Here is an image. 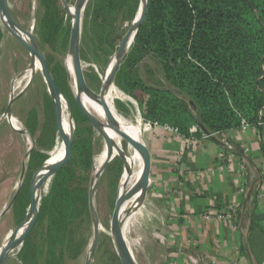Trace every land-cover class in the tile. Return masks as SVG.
<instances>
[{"label":"trees","instance_id":"trees-1","mask_svg":"<svg viewBox=\"0 0 264 264\" xmlns=\"http://www.w3.org/2000/svg\"><path fill=\"white\" fill-rule=\"evenodd\" d=\"M96 1L103 14L118 1L122 6L132 4L133 18L141 4V0ZM38 29L44 44L66 50L71 24H64L56 0H40L35 34ZM146 60L156 62L151 72L159 77V85L145 82L137 73ZM49 69L61 92L73 100L78 125L71 154L52 175L40 203L41 219L52 221L55 239L47 263L58 264L65 231L80 217L81 207L89 213L85 185L93 170V128L66 87V77L62 85L58 72L51 65ZM116 84L137 102L147 122L173 128L185 138L222 136L245 125L262 130L264 0H148L147 14L117 72ZM32 155L40 167L49 158L35 151ZM29 188L26 179L15 204L24 211L30 203Z\"/></svg>","mask_w":264,"mask_h":264},{"label":"rangeland","instance_id":"rangeland-1","mask_svg":"<svg viewBox=\"0 0 264 264\" xmlns=\"http://www.w3.org/2000/svg\"><path fill=\"white\" fill-rule=\"evenodd\" d=\"M77 1L56 0V8L64 24L70 26ZM32 4L33 0H6L10 17L25 30L29 27ZM100 8L96 0H88L83 12L80 43V57L85 81L89 89L98 95V98L103 90V76L123 44L138 14L137 12L133 18L134 8L132 4L131 6H122L119 1L117 5L115 4L114 7L107 10L106 14L101 13ZM101 22H103L102 26L99 25ZM35 37L48 67L51 65L58 72L60 84L65 85L63 80L66 77V87L73 94L68 71L69 41L66 50H63L58 45L44 44L39 37V29ZM31 64L32 59L27 43L12 32L0 17V119L6 111L12 88L15 87L16 96L26 88L29 80L24 79L25 75L20 79L18 78L30 68ZM155 69L156 62L146 60L137 68V73L145 82L159 85V77L151 72ZM114 85L120 96L119 98H112V104L119 115L132 124L140 126L142 140L146 143L151 130L156 129V127L150 129L148 126L150 122H147L143 116L137 102L116 84V78ZM62 94L67 99L63 92ZM73 99L75 101L74 94ZM67 101L71 105L74 117L73 100L67 99ZM33 114L36 115V119L33 118ZM13 116L22 128H26L29 132L31 128L34 129L35 153L50 157L59 152L65 145V136L58 128L53 102L41 70L37 72L28 92L15 104ZM74 126L75 128L78 126L75 118ZM83 137L86 138V133L83 134ZM123 144L125 153L130 154L127 143L124 142ZM30 146L28 138L15 132L6 119L0 122V212L10 204L17 192L23 159ZM103 152V139L93 128V170L89 174V183L85 185L88 189L89 213L84 212V207H81L80 217L68 228L67 232L65 231L63 236L65 241L63 245L58 246V264H86L94 232L90 211L91 179L94 176V165L96 166V161ZM40 168L37 161L32 160V158L29 159L26 179L29 180L30 197ZM124 171V161L115 157L98 180L95 205L102 231L91 264H121L113 237V218ZM51 177L44 186L42 198L48 194ZM150 185L151 179L149 188ZM147 198L148 191L135 209L132 206V211H134L126 221L125 227V237L129 250L138 264L153 263L155 256H164L165 253L167 255L166 251L171 250L175 244L171 233L165 236V227L162 225L165 222L164 212L151 210ZM26 210L15 206L0 219V254L6 242L23 223ZM127 210H130L129 206ZM40 215L39 205L35 226L26 238L24 246L14 251L7 264H46L48 262L50 252L55 246V239L51 237L52 221L49 218L42 220ZM210 215L211 213H208L204 218H210ZM158 230L161 232L157 233Z\"/></svg>","mask_w":264,"mask_h":264},{"label":"crops","instance_id":"crops-1","mask_svg":"<svg viewBox=\"0 0 264 264\" xmlns=\"http://www.w3.org/2000/svg\"><path fill=\"white\" fill-rule=\"evenodd\" d=\"M222 138L234 146L228 161L219 157ZM145 144L148 206L164 212L165 236L175 242L150 264H264V128L205 139L161 127Z\"/></svg>","mask_w":264,"mask_h":264},{"label":"water","instance_id":"water-1","mask_svg":"<svg viewBox=\"0 0 264 264\" xmlns=\"http://www.w3.org/2000/svg\"><path fill=\"white\" fill-rule=\"evenodd\" d=\"M88 3V0H78L74 11H73V16H72V22H71V30H70V40H69V56H72L73 61H74V67H75V73H76V79L79 84V86L82 88V90L87 91L91 96L95 97L96 99L98 98V95L92 92L89 87L87 86V83L85 81V77L83 74V67L81 64V57H80V43H81V29H82V18H83V12L86 8V5ZM145 6L144 10L142 13V16L140 17L137 25V30L136 34L139 30V27L141 26L142 22L145 19V16L147 14V9H148V0H145ZM40 10V0H33L32 4V12H31V18L29 22V27L27 30L23 29L19 24H17L9 15V12L6 7V0H0V17L2 22L15 34L20 36L22 39L25 40V42L28 45L29 52L31 55L32 59V64L30 68L22 74L18 79L22 78L27 72L32 71L31 78L26 85V88L19 94L15 95V87L12 88V93L6 108V111L4 112L2 118L0 119V122L2 120H7L13 130L17 132L18 134H21L25 137L28 138L31 146L28 152L26 153L24 159H23V165H22V171H21V176L19 180V184L17 187V192L14 195L13 199L11 200L10 204L6 206L1 212H0V219L3 218L6 214H8L13 207L15 206L18 197L23 189V186L26 181L27 177V170H28V163L29 159L32 155V153L36 149V141L33 137V135L26 129H17L13 125V109L15 104L19 99H21L29 90L33 79L35 78L37 74V66H39L48 90L49 94L51 97V100L53 102L55 114H56V120L58 124L59 130L64 134L65 136V146H64V153L62 158L60 159L59 162H56L54 164H50V157L46 162L43 164V166L40 168L37 177L35 179L33 188H32V193L30 197V203L29 206L26 210L25 214V219L23 223L19 226L17 232L6 242L4 245V248L0 254V264H7L8 260L11 258L12 254L14 251L17 249H21L24 246V243L26 241V238L28 237L29 233L35 226V223L37 221V214L39 211V205L41 202L42 198V193L44 186L47 182V180L54 174V172L59 168V166L70 156L72 146H73V141L75 138V132L76 128L74 126V117L71 109L70 103L67 101V99L64 97L62 94L61 90L56 84V81L47 65V62L44 58V55L36 41L35 37V30L37 26V21H38V14ZM135 34V36H136ZM128 35V34H127ZM127 45V36L125 40L123 41V46ZM129 53V52H128ZM128 53L125 55V57L122 59L121 62L118 63V65L114 68L111 76H110V81L115 82V78L117 75V72L119 68L121 67V64L125 60L126 56ZM75 97L76 104L83 114V116L88 120V122L92 125V127L98 132V125L97 121L93 118L87 110L82 106L81 101L78 97ZM65 100L70 112V128L69 131L65 130L63 126V112H62V107L61 103L62 100ZM111 124L113 127L115 126L113 119L111 115L109 114ZM116 129V126H115ZM121 131V130H120ZM121 134L123 135V138L133 144L135 147H137L141 155L144 159V171L143 175L141 177V180L139 184L131 190V192L127 195L124 196L123 194H119L116 208L114 211V218H113V237H114V242L116 246V250L119 256V259L121 261V264H138L137 261L135 260L133 254L129 250V246L127 244V240L125 237V230L123 228V214H122V206L124 202H126L137 190L143 189L144 194L143 198H145L149 184H150V175H151V154L150 151L145 144V142L141 140H135L131 136H129L127 133H124L121 131ZM124 161V158L122 155L118 156ZM113 160V159H112ZM111 159L106 162V164L103 166L97 180L94 179V177L91 179V191H90V211L92 215V220L94 224V232H93V239H92V246L90 248L88 258L86 260V264H91L92 259L96 253L97 247H98V242H99V236H100V224L97 216V210H96V205H95V193H96V188H97V183L99 178L101 177L103 171L105 168L108 166V164L112 161ZM125 163V162H124ZM128 198V199H127Z\"/></svg>","mask_w":264,"mask_h":264},{"label":"bare ground","instance_id":"bare-ground-1","mask_svg":"<svg viewBox=\"0 0 264 264\" xmlns=\"http://www.w3.org/2000/svg\"><path fill=\"white\" fill-rule=\"evenodd\" d=\"M145 0H141L140 8L136 19L128 32L127 35V45L119 48V51L115 55L114 59L112 60L109 68L105 72L103 76V90L100 94L99 98H95L91 96L87 91L82 90L79 86L74 61L72 56H70L68 61V71L70 76V84L73 91V94L78 97L81 101L82 106L93 116V118L97 121L99 135L102 137L104 142V152L103 154L98 157L96 161V166L94 165V179L97 180L103 166L108 162L110 159H114L119 155H122L125 162V171L122 178L121 186H120V194L127 196L133 188H135L143 175L144 171V159L141 155L140 150L135 147L133 144L127 142L121 131L127 133L129 136L134 138L135 140L142 139V129L139 125L132 124L130 121L126 120L123 116L119 115L117 110L115 109L114 105L112 104V98H119L120 93L117 90L116 86L113 82L110 81V76L114 70V68L118 65L119 62L125 57V55L130 51V48L134 42L135 34L137 30V25L140 17L142 16ZM74 11V10H73ZM73 14V13H72ZM40 70L39 66H37V72ZM32 75V71H29L25 74L26 80H30ZM18 82V81H17ZM20 94V93H19ZM91 98V99H90ZM62 112H63V126L65 130L69 131L70 128V112L67 106L66 101L63 99L61 103ZM111 115L113 122L116 126L113 127L111 124V120L109 117ZM13 125L17 129H22V126L16 121L13 120ZM121 130V131H120ZM124 142L127 143L128 150L130 154H126L124 151ZM65 146V145H64ZM64 146L63 148L50 156V164H54L59 162L64 153ZM144 191L143 189L137 190L126 202H124L122 206V218H123V228L125 230L126 221L132 215V206L135 209L141 202L143 198ZM128 206L130 210H127ZM126 214V216H125ZM102 228L100 227V232Z\"/></svg>","mask_w":264,"mask_h":264},{"label":"built area","instance_id":"built-area-1","mask_svg":"<svg viewBox=\"0 0 264 264\" xmlns=\"http://www.w3.org/2000/svg\"><path fill=\"white\" fill-rule=\"evenodd\" d=\"M262 124L260 123L259 126H261ZM148 126L150 127V129L152 128H158L160 127L159 125L157 124H148ZM244 127H248V125H245ZM242 127V128H244ZM167 130L171 131L172 133H174L175 135L179 136L178 132L176 130H174L173 128H170V127H165ZM192 133H196L197 132V129L196 128H193L191 130ZM217 136H220L219 134H214V135H208V136H205V139H209V138H212V137H217ZM221 143L223 144V147H224V150L221 152V154L219 155V157L221 159H224L226 161L230 160L231 159V155L229 154V152H233L234 151V146L233 144L228 141V139L226 138H222L221 139ZM262 189V188H261ZM263 191V189H262ZM241 193H243V189L241 188Z\"/></svg>","mask_w":264,"mask_h":264}]
</instances>
